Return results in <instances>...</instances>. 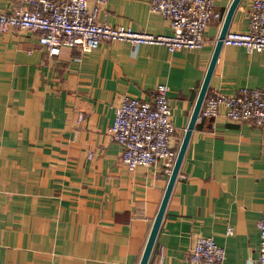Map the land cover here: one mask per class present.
<instances>
[{"label":"crops","instance_id":"obj_1","mask_svg":"<svg viewBox=\"0 0 264 264\" xmlns=\"http://www.w3.org/2000/svg\"><path fill=\"white\" fill-rule=\"evenodd\" d=\"M231 1L213 0L221 17L191 50L114 41L51 57L32 32H0V264H139L168 175L158 163L126 169L106 130L120 96L150 98L165 83L179 144ZM249 2L238 1L227 31L247 28ZM103 10L111 25L169 32L148 0ZM241 86H264V49L222 45L207 88ZM263 141L249 122L196 121L147 264H189L197 235L223 247L224 264H256Z\"/></svg>","mask_w":264,"mask_h":264},{"label":"built area","instance_id":"obj_2","mask_svg":"<svg viewBox=\"0 0 264 264\" xmlns=\"http://www.w3.org/2000/svg\"><path fill=\"white\" fill-rule=\"evenodd\" d=\"M9 10L0 8V32L10 27L37 35L49 56L62 46L90 50L103 42L162 45L169 52L202 47L204 33L212 20L221 17L213 0H148L149 10L162 15L169 32L154 34L126 25H111L104 16L107 0H17ZM247 28L226 31L222 45L247 51L264 49V0H250L246 9ZM168 86L159 83L150 98L123 94L106 130L120 146V162L128 170L137 165L160 164L169 175L177 147ZM223 116L233 123L249 122L264 128V86H241L234 94L207 88L196 121ZM264 153V141L261 147ZM256 264H264V208L257 219ZM232 233L231 226L226 229ZM225 252L211 236L197 235L188 251L189 264H224Z\"/></svg>","mask_w":264,"mask_h":264},{"label":"water","instance_id":"obj_3","mask_svg":"<svg viewBox=\"0 0 264 264\" xmlns=\"http://www.w3.org/2000/svg\"><path fill=\"white\" fill-rule=\"evenodd\" d=\"M238 1L239 0H232L231 1L230 5L226 11V14L224 16V20H223L220 32L217 36L216 43L214 45V49H213L209 64L207 66L204 78H203L202 83L200 85L199 92L197 94V97H196V100H195V103L193 106V110L191 112L189 121L185 127V130L183 132L181 140L178 144L176 157H175L173 166L171 168V171L168 175V181H167L166 187L164 189L163 196H162L160 204H159V208L157 210V213H156L155 218L153 220L151 229L149 231V234H148V237H147V240H146V243H145V246H144L140 261H139V264H147L149 254L151 252V249H152L155 237H156V233L158 231V228H159L162 216H163L165 205L167 203L173 182L177 176V173H178L182 158L184 156V152H185L187 143L189 141L192 129L196 123L199 108L201 106V103H202V100L204 98L206 89L208 87L209 78L211 76V73H212V70L214 68L216 59L218 57L220 48L222 46V38L227 31L232 12H233L235 6L237 5Z\"/></svg>","mask_w":264,"mask_h":264}]
</instances>
